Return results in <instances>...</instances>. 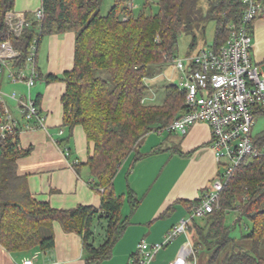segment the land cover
<instances>
[{
	"label": "trees",
	"instance_id": "16d2710c",
	"mask_svg": "<svg viewBox=\"0 0 264 264\" xmlns=\"http://www.w3.org/2000/svg\"><path fill=\"white\" fill-rule=\"evenodd\" d=\"M156 1L157 13L136 16L126 0H115L107 15L100 13V0H42L40 25L34 23L17 38L5 23L16 0H0V43L10 39L22 52V61L35 39L40 44L46 36L76 34L73 68L61 77L48 75L47 80L66 84L63 126L70 130L83 127L92 145L86 165L93 188L102 195L99 208L59 210L36 200L26 178L18 174L17 162L30 150L20 149V136L0 138V244L10 254L26 258L36 251L53 249L54 223H58L66 233L82 237L86 264H99L111 257L128 225L121 218L123 196L114 189L120 165L144 137L152 132L162 134L188 113L185 88L165 85L161 101L152 103L146 100L151 88L146 80L172 66L182 35L192 36L189 46L195 49V27L201 24L200 31L205 33L209 22H216L213 46L220 48L229 37V27L242 20L245 10L243 0ZM260 2L264 4V0ZM145 7H151L150 0ZM262 114L264 109L256 113ZM253 138L264 152V134ZM130 202L134 207L138 203L132 192ZM230 212L239 214L237 223L247 219L252 224L239 241L226 223ZM97 219L107 223L105 238L98 245L94 233ZM202 219L205 225L196 219L191 223L196 231L193 250L199 264L201 252L205 253L202 259L208 257L206 264H264V153L236 171L220 194L219 207Z\"/></svg>",
	"mask_w": 264,
	"mask_h": 264
},
{
	"label": "crops",
	"instance_id": "0c3cea01",
	"mask_svg": "<svg viewBox=\"0 0 264 264\" xmlns=\"http://www.w3.org/2000/svg\"><path fill=\"white\" fill-rule=\"evenodd\" d=\"M41 7L42 0H16L14 11L32 17ZM252 32V60L264 71V16L254 21ZM75 39L74 33L51 35L39 44L36 64L40 78L32 94L46 117V129L22 132L19 137L20 149L30 150L28 156L17 162L19 176L26 178L36 200L48 202L59 210L78 206L99 208L102 203V195L93 188L86 165L92 145L83 127L70 130L63 126L62 97L66 84L47 80L48 75L61 77L73 68ZM43 49L44 61L40 58ZM9 85L18 93L26 91L23 85ZM156 91L151 87L146 100L156 103L153 102L158 100ZM154 133L158 132L148 134L139 142L116 174L114 189L123 196L121 218L128 225L111 257L99 264H130L142 241L162 242L168 231L190 215L192 207L203 199L219 172L210 148L211 129L206 123L190 126L185 135L168 133L169 138L162 141ZM66 150L70 151L69 156ZM177 168H180L179 173L172 174V169ZM131 192L138 202L135 207L130 202ZM54 234L53 249L30 255L36 257L35 264H86L87 255L80 235L66 233L58 223H54ZM195 234L190 224L187 233L161 250L150 264H171L177 257L190 255ZM23 258L10 254L0 244V264H18Z\"/></svg>",
	"mask_w": 264,
	"mask_h": 264
},
{
	"label": "built area",
	"instance_id": "2783aa9c",
	"mask_svg": "<svg viewBox=\"0 0 264 264\" xmlns=\"http://www.w3.org/2000/svg\"><path fill=\"white\" fill-rule=\"evenodd\" d=\"M245 10L239 23L231 24L229 37L220 48L199 49L190 56L176 59L173 66L183 74L187 91L188 113L175 120L165 131L185 135L190 126L206 123L211 129L210 148L215 155L219 172L209 186L201 203L186 219L166 233L162 242L142 241L130 264H150L156 255L186 234L196 218H204L219 207V197L236 171L264 152L255 144L253 127L256 113L264 109V71L252 60L253 22L264 16L260 0H243ZM42 8L32 17L10 11L5 17L9 31L20 38L34 23L40 25ZM40 27V26H39ZM39 44L35 39L29 55L22 61V52L10 39L0 43V80L4 75L11 84L25 86V93L7 94L0 87V138L20 136L22 132L46 129V117L40 110L32 90L40 73L37 68ZM15 103L13 112L9 103ZM66 156L70 151L66 150ZM35 256L23 258L18 264H35ZM171 264H199L192 250L187 256L177 257Z\"/></svg>",
	"mask_w": 264,
	"mask_h": 264
},
{
	"label": "rangeland",
	"instance_id": "374dc122",
	"mask_svg": "<svg viewBox=\"0 0 264 264\" xmlns=\"http://www.w3.org/2000/svg\"><path fill=\"white\" fill-rule=\"evenodd\" d=\"M100 1H101L100 13L102 15H107L109 13V11L111 10V8L113 7V5L115 4V0H100ZM126 1H128L129 4H132L133 13L136 16L139 15L141 12H145L147 14H149L151 12H153V13L158 12V6L156 4L157 3L156 0H150L151 7H147V8L145 7L146 0H126ZM203 8L205 10H207L208 5L206 3L203 4ZM203 25L204 24H201L200 27H195L196 34L198 35V38H197L198 42L196 44L195 49H191L189 46V45H191L190 42L192 40V36L182 35L180 37L179 42H178L177 52H176L177 58H175V60L176 59H178V60L183 59L184 60L187 56H190L195 51H197L199 49H205V48L211 47L214 44L216 28H217L216 22L215 21L209 22V24L206 27L205 33L200 31L201 27ZM75 36H76V34H75ZM40 58H41V60L43 59V61H44V49H43V51L41 50ZM171 65L172 66L169 67L167 69V71L162 73L156 79H150L147 81V85L149 87H152L155 90H157L156 93L158 95V100L153 101V102H160L161 101V93L163 92V87L165 85L174 84V85L179 86V87L184 86L185 80L183 79V74L180 71L175 69V67L173 66V63ZM1 82H2L3 90L7 94H12V92H13V89H11L12 86L9 85V82H8L7 78H5L4 75L1 77ZM39 85H38V87H39ZM36 88H34L33 93H35ZM153 97H154V94H153V96H151V99H153ZM9 105L11 106V108L12 107L15 108L14 104H12L11 102L9 103ZM13 108H12L13 112H15V114L17 115V112L14 111ZM252 134H253V136L264 134V114L256 116L255 125L253 127ZM153 135L160 138L161 141L169 138L168 133L166 131H164L162 134L154 133ZM179 171H180V168L172 169L171 173L177 174V173H179ZM238 219H239V214L237 212H230L227 215V221H226V223L229 226H231L232 236L235 237L237 239V241H239L243 235H246L251 230V227H252V224L247 219H243L240 224L237 223ZM196 222L200 225H205V220L202 218H196ZM106 226H107V223L103 219L102 220L97 219L95 221L94 233H95V240H96L97 245L102 243L104 238H105V232L107 229ZM204 254H205L204 252L200 253V255H201V259L199 258L201 260L200 264H206V262H207V259H208L207 256H205V258L202 259V255H204ZM261 255H264V242H263L262 247H261Z\"/></svg>",
	"mask_w": 264,
	"mask_h": 264
}]
</instances>
